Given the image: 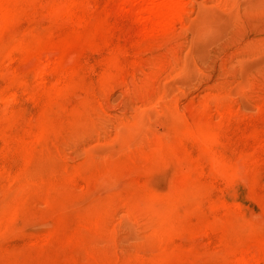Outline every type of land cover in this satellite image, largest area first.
Instances as JSON below:
<instances>
[{"label":"rangeland","instance_id":"rangeland-1","mask_svg":"<svg viewBox=\"0 0 264 264\" xmlns=\"http://www.w3.org/2000/svg\"><path fill=\"white\" fill-rule=\"evenodd\" d=\"M65 1L39 0L20 20L0 23L6 38H81L63 55L15 50L0 61V216H15V231L0 235V264H155L148 256L163 254L168 261L156 264H237L227 256L231 242L264 241V0H183L184 19L162 33L124 11V0H91L86 15L107 17L110 28L95 37L97 24L51 14ZM108 75L117 78L105 86ZM58 81L67 86L60 96ZM180 115L216 126L212 151L241 174L223 177L199 142L177 139ZM45 122L42 145L31 147ZM160 139L168 147L157 157L159 176L146 180L129 155ZM145 181L201 189L192 210L180 208L185 233L157 243L144 196L143 209L117 196L102 229L81 223L83 212L112 201L113 189Z\"/></svg>","mask_w":264,"mask_h":264},{"label":"bare ground","instance_id":"bare-ground-1","mask_svg":"<svg viewBox=\"0 0 264 264\" xmlns=\"http://www.w3.org/2000/svg\"><path fill=\"white\" fill-rule=\"evenodd\" d=\"M39 0H0V23L6 25L8 23L20 20L25 13L27 6L36 4ZM124 11L130 14H136L142 20L150 33H162L171 29L177 22L182 21L185 16L186 6L183 0H124ZM91 9V0H67L59 5L51 7V14L57 18H65L83 27L94 26L97 24L94 37L104 36L109 32L108 18L105 17L101 22H97V18L87 16L86 12ZM85 13V16H84ZM83 14V15H82ZM81 38L63 37L61 43L56 44L49 42L44 36H21L11 35L6 38L0 36V61L13 51L28 52L34 54H61L71 45L79 42ZM91 46L94 43L91 42ZM111 63L118 65V59L114 58ZM50 64L40 67V73L44 74L49 71ZM48 69V70H47ZM38 70V71H39ZM118 75V74H117ZM117 75H108L105 78V86L109 85ZM60 81L54 84L55 95L63 94L66 87L59 86ZM166 90H164V95ZM145 100L149 101L154 97V94L143 92ZM214 102L208 98L204 104L208 107ZM228 106L225 102H217L216 109L220 116L225 117ZM172 128L177 139L183 141L193 140L199 142L206 150L208 161L218 173L223 177L232 178L241 174V168L227 163L222 156L212 151V145L216 142L219 136V130L216 126L209 124H193L184 116H173ZM49 130V123L45 122L40 126L39 131L34 135L30 145H42V139ZM168 147V142L163 139L153 141L150 149L141 144L130 154V159L138 163V168L146 180H154L157 178L159 166L157 167L158 156L161 151ZM113 189L115 195L111 196V202L96 210L86 211L80 215V221L83 225L89 228L102 229L103 217L111 208L112 202L119 196L121 199L128 200L131 206L141 208L142 202L139 200L141 196L146 197L149 201L147 212L152 220L153 237L159 244H166L172 241L175 237L186 232L187 227L184 226L188 216H178L180 208H183V213H187L193 209L194 201H199L201 189L188 185L177 190H160L148 184L145 181L138 188ZM124 194L126 197H124ZM57 194L47 199L55 202L58 198ZM159 201V202H157ZM186 203H190L189 206ZM165 204V205H163ZM15 216H0V235H9L15 231L14 229ZM209 226V225H208ZM56 230H52L48 237L54 236ZM82 236V235H81ZM227 256H230L237 264H264V241L251 243L248 241L239 240L231 242ZM153 263H166L169 256L163 254L160 257L148 256ZM101 264H118L110 260H104Z\"/></svg>","mask_w":264,"mask_h":264}]
</instances>
